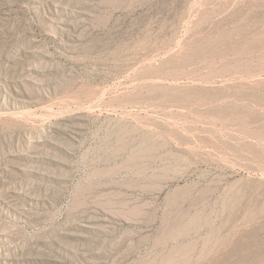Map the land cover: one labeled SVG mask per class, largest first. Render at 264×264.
<instances>
[{"label":"rangeland","instance_id":"374dc122","mask_svg":"<svg viewBox=\"0 0 264 264\" xmlns=\"http://www.w3.org/2000/svg\"><path fill=\"white\" fill-rule=\"evenodd\" d=\"M0 264H264V0H0Z\"/></svg>","mask_w":264,"mask_h":264}]
</instances>
